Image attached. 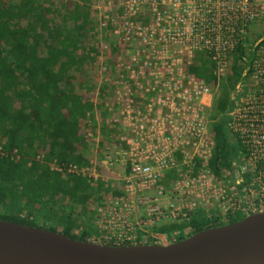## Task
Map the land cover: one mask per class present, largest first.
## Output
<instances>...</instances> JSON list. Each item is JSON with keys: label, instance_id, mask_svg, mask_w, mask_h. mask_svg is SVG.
<instances>
[{"label": "built area", "instance_id": "2783aa9c", "mask_svg": "<svg viewBox=\"0 0 264 264\" xmlns=\"http://www.w3.org/2000/svg\"><path fill=\"white\" fill-rule=\"evenodd\" d=\"M97 1L120 15L118 43L135 42L137 55L120 70L112 92L110 107L121 126L116 154L100 162L117 169L112 174L124 181V195L100 201L98 234L90 240L124 246L154 237L158 243L167 236L153 232L155 225L191 212L264 211V0ZM249 40L251 71L235 85L226 113L239 152L234 169L217 177L208 168L214 149L209 103L237 48ZM200 54L212 61L215 87L187 70ZM51 166L63 175L105 178L93 161Z\"/></svg>", "mask_w": 264, "mask_h": 264}, {"label": "trees", "instance_id": "16d2710c", "mask_svg": "<svg viewBox=\"0 0 264 264\" xmlns=\"http://www.w3.org/2000/svg\"><path fill=\"white\" fill-rule=\"evenodd\" d=\"M83 1L0 0V219L90 240L98 234L100 201L123 196L124 181L63 175L51 166L88 164L96 157L89 132L96 131L91 133L97 146L116 133V123H108L116 112L105 104L112 101L109 84L102 80L107 71L79 53L97 48L87 28L91 10ZM113 36L107 52L112 63L122 49ZM250 42L237 48L210 111L214 149L208 168L217 177L234 169L239 152L226 113L234 103L235 85L246 81L251 71ZM212 66L210 58L200 54L187 70L215 87ZM245 216L198 210L180 221L157 224L153 232L174 242ZM154 243L150 237L146 244Z\"/></svg>", "mask_w": 264, "mask_h": 264}, {"label": "water", "instance_id": "95a60500", "mask_svg": "<svg viewBox=\"0 0 264 264\" xmlns=\"http://www.w3.org/2000/svg\"><path fill=\"white\" fill-rule=\"evenodd\" d=\"M0 264H264V211L179 241L124 246L0 219Z\"/></svg>", "mask_w": 264, "mask_h": 264}, {"label": "rangeland", "instance_id": "374dc122", "mask_svg": "<svg viewBox=\"0 0 264 264\" xmlns=\"http://www.w3.org/2000/svg\"><path fill=\"white\" fill-rule=\"evenodd\" d=\"M53 1H55L57 4L60 2V0H53ZM82 2L84 1L82 0ZM85 3L90 8L91 14H92V20L89 22L87 26L88 32L90 34H94L95 36L94 46H97V48L86 50V51L80 50L79 53L83 55L84 58L88 62L94 61L97 65L103 66V70L105 68L107 70H110V72H107L106 74L103 75L102 80L106 79V82L109 84L108 86L109 90L113 91L115 90L114 87L121 74L120 70L124 66L131 64L133 62L134 57L137 55L136 54V43L133 41L131 42V44L134 45L135 47H131L132 45L125 46V45L120 44L122 48L121 54H118V57L114 59L115 62L117 61L116 63L117 65H113L115 62L113 61L112 63L110 62V60H108L107 52H109V50L111 49V46L113 45L112 43H111L112 45L109 43L111 42V39L109 38L110 37L114 38L113 34L116 35L114 33V26L120 23L121 21L120 15L117 13L113 14L112 10L109 9V7H107L106 4L98 2L97 0H86ZM111 99H113V96H111ZM216 100H217V97L210 100L211 103H209V106L210 105L214 106V104L216 103ZM112 102L113 100L111 101V104ZM105 104L108 105V108L111 105L108 102ZM113 112H116V111L114 110ZM117 117H118L117 113H113V117L111 118V120L110 121L108 120L109 121L108 123L110 124V126L113 125L111 124L112 122L116 123L114 125L115 129H112L116 133L114 134L115 136L113 135L110 138L107 137V142L105 143V145L97 146L98 143L94 140L95 135H92V133L96 131L91 130L88 134L89 139L93 140L94 142L93 146L95 148H99V153H96V157L90 161L96 162L97 171L99 170L98 172H100L105 177L103 179H106V181H112L111 179L116 178L118 176L116 174H112V172H115L117 170L116 168L106 169L104 165L100 163L106 153L108 154L111 153V155L116 154L115 152L117 151L116 147L118 143L117 136H119L121 133V126L119 122L117 121ZM114 131H112V133ZM158 243L167 244V243H170V240L167 237L166 238L162 237V239H160Z\"/></svg>", "mask_w": 264, "mask_h": 264}, {"label": "crops", "instance_id": "0c3cea01", "mask_svg": "<svg viewBox=\"0 0 264 264\" xmlns=\"http://www.w3.org/2000/svg\"><path fill=\"white\" fill-rule=\"evenodd\" d=\"M104 71L110 72V70H107L106 68L104 69ZM112 92H113V91H110V90H109L110 96H112V94H111ZM110 104H111V103H110ZM109 107H110V106H109ZM110 108H111V107H110ZM113 135H114V134H113ZM113 135H111L110 137H112ZM114 136H115V135H114ZM110 137H109V138H110ZM106 138H107V137H106ZM94 150L96 151V153H99V148H95ZM111 180H112V181H115V180H117V179H116V178H113V179H111Z\"/></svg>", "mask_w": 264, "mask_h": 264}]
</instances>
